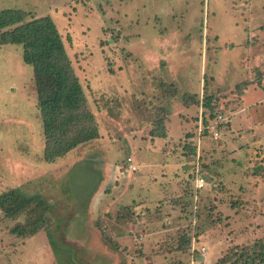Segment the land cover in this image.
Instances as JSON below:
<instances>
[{"label": "rangeland", "instance_id": "1", "mask_svg": "<svg viewBox=\"0 0 264 264\" xmlns=\"http://www.w3.org/2000/svg\"><path fill=\"white\" fill-rule=\"evenodd\" d=\"M3 9L54 22L98 138L46 163L32 68L0 46V264H264V0Z\"/></svg>", "mask_w": 264, "mask_h": 264}, {"label": "trees", "instance_id": "2", "mask_svg": "<svg viewBox=\"0 0 264 264\" xmlns=\"http://www.w3.org/2000/svg\"><path fill=\"white\" fill-rule=\"evenodd\" d=\"M5 45L21 46L22 62L32 68L34 94L45 140L44 161L53 163L78 145L98 138L93 114L87 107L81 84L51 18L27 19L22 11L0 10V46ZM202 102L203 106L210 108V99L203 97ZM156 137L165 136L161 133ZM0 200L2 204H13L16 195L9 193ZM30 202L32 198L22 199L15 212L6 209V215L13 218L21 214ZM244 250L249 251L250 248L246 246ZM239 258L244 261L242 264L251 261L245 253ZM69 259L74 261L71 257ZM230 261L231 257L226 255L219 259L218 264H228Z\"/></svg>", "mask_w": 264, "mask_h": 264}, {"label": "built area", "instance_id": "3", "mask_svg": "<svg viewBox=\"0 0 264 264\" xmlns=\"http://www.w3.org/2000/svg\"><path fill=\"white\" fill-rule=\"evenodd\" d=\"M219 118H221V117H219ZM213 136H214L215 139H217L218 138V133L217 132H213ZM127 168H128L129 171H135L136 170V166L133 163L131 158L127 159ZM203 187H204V180L202 178H197L195 180V188H196V190H199V189H201Z\"/></svg>", "mask_w": 264, "mask_h": 264}, {"label": "crops", "instance_id": "4", "mask_svg": "<svg viewBox=\"0 0 264 264\" xmlns=\"http://www.w3.org/2000/svg\"><path fill=\"white\" fill-rule=\"evenodd\" d=\"M260 27H261V26H260ZM263 68H264V67H260V69H263ZM251 87H253V86L251 85ZM247 90H248V89H247ZM247 90H244V92L247 91ZM243 98H245V97H244L243 95H241V96H240V99H243ZM249 103H250V102H249ZM166 139H168V138H166ZM150 140L152 141L153 139H150ZM158 140L161 141V139H157V138H155V141H152V142L150 141V142L154 144V142H156V141H158ZM160 141H159V142H160Z\"/></svg>", "mask_w": 264, "mask_h": 264}]
</instances>
